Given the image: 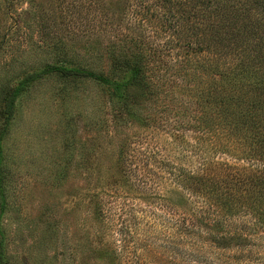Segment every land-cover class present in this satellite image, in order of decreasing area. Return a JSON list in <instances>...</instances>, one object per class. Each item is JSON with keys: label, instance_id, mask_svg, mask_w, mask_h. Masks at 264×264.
I'll return each instance as SVG.
<instances>
[{"label": "rangeland", "instance_id": "obj_1", "mask_svg": "<svg viewBox=\"0 0 264 264\" xmlns=\"http://www.w3.org/2000/svg\"><path fill=\"white\" fill-rule=\"evenodd\" d=\"M129 2L136 1L0 0V128L4 98L26 73L52 63L112 72L113 54L136 50L150 59L148 49L167 35L138 26L133 11L141 8ZM168 100L147 99L137 119H117L91 80L50 74L34 82L3 140L4 264H264V230L248 216H194L197 242L177 240L179 219L163 200L179 190L158 178L157 166L194 167L195 156L182 150L197 133L193 115ZM219 235L232 238L223 252L209 241Z\"/></svg>", "mask_w": 264, "mask_h": 264}, {"label": "trees", "instance_id": "obj_2", "mask_svg": "<svg viewBox=\"0 0 264 264\" xmlns=\"http://www.w3.org/2000/svg\"><path fill=\"white\" fill-rule=\"evenodd\" d=\"M133 1L141 8L133 11L140 16H134L137 25L146 23L167 39L161 46L152 44L150 59L138 50L131 56L113 54L112 72L52 63L26 73L4 98L0 166L17 99L46 75L95 82L106 92L117 119H137L140 103L171 94L166 104L183 116L193 115L191 128L197 133L195 142L182 150L184 157L195 156L194 167L175 166L168 160L157 166L164 171L158 178L179 190L175 198L163 200L179 219L177 240L197 242L195 234L200 231L194 216L206 222L248 216L264 230V0ZM135 3L128 6L137 7ZM218 153L233 162L215 159ZM146 166L150 167L147 162ZM3 205L0 173L2 211ZM2 235L0 230V264H4ZM209 241L223 252L232 238L219 235Z\"/></svg>", "mask_w": 264, "mask_h": 264}]
</instances>
